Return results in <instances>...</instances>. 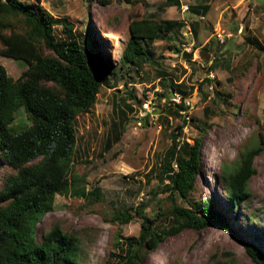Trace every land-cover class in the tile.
Here are the masks:
<instances>
[{"label": "rangeland", "instance_id": "rangeland-1", "mask_svg": "<svg viewBox=\"0 0 264 264\" xmlns=\"http://www.w3.org/2000/svg\"><path fill=\"white\" fill-rule=\"evenodd\" d=\"M109 1L105 5L99 0L39 3L83 36L89 23L97 41L95 56H104L112 76L102 85L90 113L79 115L74 122L75 173L85 175L87 191L99 188L103 201L57 196L51 211L37 223L35 237L39 239L58 224L78 240L77 264H113L110 256L116 242L136 238L141 227L135 215L128 224L113 223L117 211L144 204L147 217H156L159 209L164 214L156 229L169 227L171 203L168 194L160 191L158 172L171 146V132L184 123L180 141L202 139V178H197L193 200L211 202L235 236L264 255V150L254 159L256 172L249 181V198L235 209L227 202L220 177L223 166L230 170L239 153L257 146V138H264V0H179V8H162L165 0H135V5ZM204 4L209 10L203 20L191 9L185 10ZM149 15L156 20L196 23L198 37L185 28L180 36L172 35V41L154 43L152 64H140L139 68L122 64L120 52L129 20ZM54 34L66 38L61 26ZM252 39L261 49L250 42ZM206 40H212L211 46L193 48ZM0 65L14 80L27 69L23 61L1 56ZM180 83L186 86L184 104L188 108L181 115L183 123L172 115L180 94L172 95L171 84ZM13 118L16 128L29 126L22 109ZM7 172L0 166V186L1 176ZM176 203L185 206L178 198ZM141 264L253 263L239 241L220 229L208 228L200 233L185 229L169 237L146 253Z\"/></svg>", "mask_w": 264, "mask_h": 264}, {"label": "trees", "instance_id": "trees-1", "mask_svg": "<svg viewBox=\"0 0 264 264\" xmlns=\"http://www.w3.org/2000/svg\"><path fill=\"white\" fill-rule=\"evenodd\" d=\"M33 1L36 4L0 0V56L27 65L15 80L0 65V166L8 171L1 176L0 186V264H77L76 237L55 224L37 239L35 229L40 219L51 211L57 196L92 203L103 201L101 190L87 191L85 175L75 173L74 122L79 115L90 113L102 85L112 76V68L104 56H95L97 41L89 23L83 36L67 20L58 21L44 10L39 5L41 0ZM117 1L127 5L137 3ZM109 2L99 0L102 5ZM173 6L179 8V0H165L162 8ZM187 9L204 18L209 6ZM186 25L178 19L156 20L151 15L131 18L120 61L136 68L140 64H152L151 46L156 41H172V35L180 36ZM58 26L66 38L55 36ZM196 26V23L189 24L195 37ZM250 42L261 49L258 41ZM174 47L168 49L178 53L179 48ZM215 83L219 85L218 81ZM185 88L182 83L171 84L172 95L180 94V103L174 104L177 110L172 115L182 123L181 115L188 109L184 104ZM20 109L29 126L16 128L12 125L13 117ZM183 124L171 132V146L164 153L158 172L160 191L168 194L171 203L167 214L172 219L171 225L156 229L164 214L159 209L156 217L149 218L144 213V204L117 211L111 218L113 223L128 224L135 215L140 218L141 227L136 238L126 237L116 242L111 261L141 264L146 253L185 229L200 233L217 228L239 241L253 264H264L263 253L252 243L238 239L211 202L193 200L197 178L201 176L202 139L180 141ZM257 139V146L239 153L230 170L222 167L223 193L231 209L249 198V181L256 172L254 159L264 150V138ZM177 198L185 206L177 205Z\"/></svg>", "mask_w": 264, "mask_h": 264}, {"label": "crops", "instance_id": "crops-1", "mask_svg": "<svg viewBox=\"0 0 264 264\" xmlns=\"http://www.w3.org/2000/svg\"><path fill=\"white\" fill-rule=\"evenodd\" d=\"M196 25H197L196 27H197V29H198V24H196ZM185 28L187 29V33L190 32L189 34L191 35V29H192V27L190 28L189 25L187 24ZM197 32H198V31H197ZM197 37H198V35H197ZM211 41H212V40H206L201 46H196V47H193V48H194V49H200V48H204V47L207 46V45L211 46V45H210ZM156 42H157V41H156ZM156 42H155V43H156ZM153 45H154V44H153ZM153 45L151 46V48L153 47ZM150 51H151V49H150Z\"/></svg>", "mask_w": 264, "mask_h": 264}, {"label": "built area", "instance_id": "built-area-1", "mask_svg": "<svg viewBox=\"0 0 264 264\" xmlns=\"http://www.w3.org/2000/svg\"><path fill=\"white\" fill-rule=\"evenodd\" d=\"M185 10H187V8H186ZM216 37H217V39H218L219 41H222V37H221L220 35H217ZM211 77L213 78L212 75H211ZM179 102H180V99L177 100V103H179Z\"/></svg>", "mask_w": 264, "mask_h": 264}, {"label": "clouds", "instance_id": "clouds-1", "mask_svg": "<svg viewBox=\"0 0 264 264\" xmlns=\"http://www.w3.org/2000/svg\"><path fill=\"white\" fill-rule=\"evenodd\" d=\"M199 19L200 20H203L204 18H202V17H199ZM220 43H222V41H219ZM183 46H185V45H183ZM180 103V102H179Z\"/></svg>", "mask_w": 264, "mask_h": 264}]
</instances>
